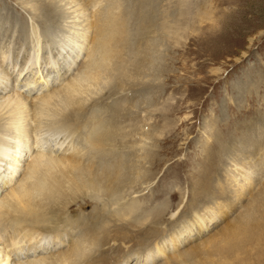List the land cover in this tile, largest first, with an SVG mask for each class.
Masks as SVG:
<instances>
[{"label": "rangeland", "instance_id": "rangeland-1", "mask_svg": "<svg viewBox=\"0 0 264 264\" xmlns=\"http://www.w3.org/2000/svg\"><path fill=\"white\" fill-rule=\"evenodd\" d=\"M70 2L57 0L54 4L64 7ZM114 2L135 13L130 24L132 39L145 49L154 45L156 64L163 67L160 73L139 76L131 90L119 87L120 97L111 98L113 90L109 88L100 96L101 103H119L122 111L136 115L132 121L118 120L127 131L132 129V134L126 145L119 144L114 150L136 165L128 171L134 176L131 184L122 187L120 202L136 200L150 216L144 224L133 222L132 217H118L114 213L117 205L113 206L116 195L111 198L100 193L97 197L92 193L93 197L77 198L68 212L75 220L80 218L78 226L98 223L97 232L106 230V238L93 257L100 255L101 264L145 263L151 252L156 254L157 247L169 240L171 232L186 231L195 216H214L215 220L205 222L206 231L197 234L198 226L193 224L195 236L192 234L176 251H164L165 255L151 264H264V0ZM36 6L34 0H0V34L7 33L0 39V50L5 47L9 52L0 60V87L8 86L0 94V103L17 92H30V103L61 89L86 61L84 52L70 72L61 70L62 65L59 74L46 65L48 59L58 67L63 64V56L68 54L55 57L53 48L67 34L54 37L53 29L62 28L61 23L54 27L43 21ZM46 28L51 29L47 47L42 34ZM22 31L30 32L31 37H21ZM37 38L40 63L22 72L20 64L27 54L34 53L29 47ZM17 57L22 59L19 64L15 63ZM4 70L10 78H4ZM146 84L152 93L140 92ZM131 91L138 93L132 100L128 95ZM148 128L153 137L145 145L143 134ZM86 135L89 133L82 137ZM83 144L88 147L91 143ZM35 153L23 152L21 164L11 166V170L2 163L0 200L19 185ZM99 203H105L104 210L97 208ZM97 213L102 215L100 223ZM79 233L76 229L74 237ZM40 238L39 243L33 240V244L24 242L19 247L26 250L38 245L41 249L54 243V235L49 233L43 232ZM69 246L66 240L58 249L41 253L58 255ZM0 250L9 254V264L15 263L11 247L0 241ZM192 250L196 253L191 256L188 252Z\"/></svg>", "mask_w": 264, "mask_h": 264}, {"label": "bare ground", "instance_id": "bare-ground-1", "mask_svg": "<svg viewBox=\"0 0 264 264\" xmlns=\"http://www.w3.org/2000/svg\"><path fill=\"white\" fill-rule=\"evenodd\" d=\"M34 1L37 5L35 10L39 11L43 21H49L54 27L58 22L61 23L62 28L56 26L53 29L54 37L62 32L67 34H62L61 41L54 43L55 39L51 40L54 43V56L68 54L63 56V64L58 67L53 60L48 59L46 65H52L51 68L58 74L61 73L59 69L63 65L61 70L67 73L84 52L87 58L80 71L61 89L36 97L30 103H27L30 92L27 95L17 92L8 101L0 103V170L2 163L3 166L7 163L8 167H5L9 170L11 166L17 168L19 157L24 156L23 152H36L19 185L0 200V241L6 248L11 247L14 264H101L100 255L93 257V253L104 242L106 230L97 232L98 223L94 225L82 222L78 226L81 220H75L69 215V205H75L79 197H93L96 193L100 197L98 194L102 193L105 197H118L113 206L117 205L114 213L120 218L132 217L133 222L141 220L139 223L144 224L150 215L136 200L120 202L119 193L122 187L129 185L131 177L134 176L130 177L128 171L136 169V165L133 166L130 158L118 156L114 149L119 144L126 145L125 140L132 134V129L127 131L121 125L122 121H132L136 115L122 111L119 103L107 105L99 99L106 88L113 90L111 98L115 99L119 96V87L127 86L131 90L139 76L160 73L163 66L156 64V54L154 55L152 49L154 45L149 44L145 49L142 44L132 39L130 24L136 15L124 9V5L116 4L115 0H69L71 2L64 7L54 4L57 0ZM50 30L46 28L42 32L45 36V47L50 42ZM23 31L21 37L27 36L29 39L31 33L27 31L24 34ZM6 35L7 33L0 34V39ZM38 42L37 38V43L33 47L30 45L29 48L34 53L30 56L27 54L23 59L20 64L23 66L22 72L27 67L40 63L38 51L41 48L39 49ZM8 53V49L3 47L0 50V60L5 59ZM70 54H73L72 57ZM20 61L17 57L15 63L19 64ZM4 76L6 79L10 78L6 71ZM142 87L141 93H152L149 85ZM7 88L8 86L0 87V94ZM135 94L138 93L131 91L128 94L130 100ZM94 110L99 112L95 113ZM151 132L148 128L143 134L145 145L152 140ZM84 133H89L85 139L82 137ZM42 135L41 141L39 137ZM84 142L91 144L84 147ZM35 144L39 146L35 147ZM235 170L239 172L237 166ZM11 172L15 174L14 170ZM12 181L13 178L10 182ZM103 207L105 209V203L97 205L98 209ZM139 210H142L141 214L135 216ZM163 212H159L160 216L164 215ZM95 217L99 223L102 221L100 213ZM212 220H215L214 216H210V219L195 216L193 224L198 226L197 234L206 231L203 228L207 224L205 222ZM193 224L184 232H171L168 241L164 240L161 246H156V254L151 252L153 256L149 254L145 263L141 264H151L161 255H165L163 253L166 250L176 251L194 235ZM76 229L80 235L75 238ZM43 232L49 233V236L54 235L55 244L48 243V247L43 245L41 249L38 245L26 250L19 247L24 242L28 245L33 240L36 243L41 242ZM49 240L50 238L47 241ZM66 240L70 244L68 250L52 256L41 253L58 249V245ZM193 251L188 253L192 256L196 253ZM0 254L3 255L0 263L9 264V254L4 250H0Z\"/></svg>", "mask_w": 264, "mask_h": 264}]
</instances>
